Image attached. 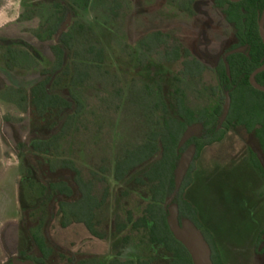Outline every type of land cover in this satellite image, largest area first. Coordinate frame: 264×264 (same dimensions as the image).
<instances>
[{
	"label": "rangeland",
	"instance_id": "rangeland-1",
	"mask_svg": "<svg viewBox=\"0 0 264 264\" xmlns=\"http://www.w3.org/2000/svg\"><path fill=\"white\" fill-rule=\"evenodd\" d=\"M60 1L68 5L74 28L79 22L95 31L105 47V64L117 73L123 89L119 95L102 81L72 86L68 79L58 86V92L70 90L82 103L78 129L65 139L63 156L75 162L84 181L96 183L97 197L103 189L100 177L108 187L105 204L91 220L96 234L56 214L57 201L47 204L38 187H29L24 172V142L40 123L28 92L54 60L51 22L58 12L52 5ZM233 40L232 26L211 0H0V264L20 253L39 258L33 233L42 235L51 249L48 264L90 258L97 264L113 258L168 264L172 253L146 243L141 230L128 224L114 233L117 213L126 217L131 211L136 218L151 201L150 190L140 184V170L119 180L115 164L158 126L153 99L175 114L176 76L192 110L224 109L214 68ZM175 47L179 57L172 59L167 53ZM191 59L203 65L202 73L181 76L184 61ZM252 148L258 149L251 135L225 128L221 141L205 146L191 161L185 187L176 195L194 207L201 231H208L206 238L223 264H262L254 243L264 227V196L257 195L264 186L249 160ZM125 234L131 240L123 246Z\"/></svg>",
	"mask_w": 264,
	"mask_h": 264
},
{
	"label": "trees",
	"instance_id": "trees-1",
	"mask_svg": "<svg viewBox=\"0 0 264 264\" xmlns=\"http://www.w3.org/2000/svg\"><path fill=\"white\" fill-rule=\"evenodd\" d=\"M211 1L233 28L234 40L224 48L215 65L222 95L225 100L229 98L226 116L221 121L223 109L219 106L211 112L206 108L198 112L192 110L181 85V78L176 76L173 89L175 114L169 115L162 100L153 99L158 110V126L152 129L151 135L144 142L126 149L115 164V178L119 180L140 170V184L150 190L151 201L136 218L131 211H127L126 217L117 213L113 219L114 233L123 232L128 224L132 229L141 230L146 243L163 245L172 253L168 264H193L186 247L171 232L169 206L166 205V200L174 189V172L183 150L178 142L188 126L201 123L199 134L186 142L187 145L194 146L193 159L205 146L222 140L223 128L242 129L251 135L258 149L250 150L249 160L264 186V91L249 81L250 74L264 64V40L259 31L264 0ZM60 2L52 5L58 12L51 22L54 42L50 48L54 60L28 92L29 105L40 123L39 131L31 132L24 144V172L30 179L29 187H38L46 197L47 204L57 201L56 214L70 221L83 223L96 234L98 229L93 227L91 220L95 211L105 204L108 187L105 178L100 177L103 189L101 196L97 197L93 192L96 183L92 180L84 181L75 162L63 156L65 139L78 129L76 121L82 110V103L70 90L58 92V86L68 79L72 86L102 81L106 87L112 86L113 92L119 95L123 89L117 73L105 64V47L95 31L90 25L79 22L78 27L74 28L68 5L64 1ZM175 49L167 53L174 56L172 59L179 57L177 47ZM183 65L184 68L179 72L181 76H199L202 73L203 65L195 59L184 61ZM254 79L258 85L264 86V70L258 72ZM189 171L190 166L186 175ZM184 187L183 179L177 193ZM257 195L262 197L264 191H259ZM173 204L177 207L179 224L190 221L197 229H201L193 206L186 201L180 203L176 197ZM201 233L209 246L212 264H223L216 247L206 238L208 231ZM32 239L40 257L32 258L20 253L18 258L29 261L30 264H48L46 260L51 255V249L44 238L33 233ZM130 240L129 234L123 235V246L128 245ZM254 253L263 259L264 264V228L257 234ZM97 263L95 258L77 262ZM107 264L135 263L132 260L113 258Z\"/></svg>",
	"mask_w": 264,
	"mask_h": 264
},
{
	"label": "water",
	"instance_id": "water-1",
	"mask_svg": "<svg viewBox=\"0 0 264 264\" xmlns=\"http://www.w3.org/2000/svg\"><path fill=\"white\" fill-rule=\"evenodd\" d=\"M237 1V0H233ZM259 31L264 40V10L261 14L259 21ZM264 70V64L255 69L249 79L250 82L258 89L264 91V86L258 85L254 81V76L257 72ZM229 108V98H226L224 111L222 117L224 118ZM201 130V124L196 123L188 126L183 135L180 137L178 146L181 147L187 139L197 135ZM194 154V147L189 146L185 151L182 152L181 157L178 161L176 170L174 172V189L171 195L166 200V205L169 206V224L173 236L181 242L188 250L193 264H212L210 259V250L207 242L205 241L201 231L197 229L190 221H184L179 224L177 218V207L173 204V200L180 188L182 180L188 170V167L192 161ZM9 264H30L29 261H22L20 259H13Z\"/></svg>",
	"mask_w": 264,
	"mask_h": 264
},
{
	"label": "flooded vegetation",
	"instance_id": "flooded-vegetation-1",
	"mask_svg": "<svg viewBox=\"0 0 264 264\" xmlns=\"http://www.w3.org/2000/svg\"><path fill=\"white\" fill-rule=\"evenodd\" d=\"M263 12V11H262ZM261 18V17H260ZM51 49V48H50ZM242 48H239V50H241ZM52 52V51H51ZM53 55V54H52ZM218 61V60H217ZM50 67V66H49ZM215 69V68H214ZM257 69V68H256ZM258 73V72H257ZM256 73V74H257ZM255 74V75H256ZM251 75V74H250ZM250 77V76H249ZM254 78H255V76H254ZM249 81H250V79H249ZM254 81H255V79H254ZM225 102H226V100H225ZM225 106V105H224ZM223 111H224V109H223ZM222 115H223V113H222ZM224 118L223 117H221V121L223 120ZM201 124V123H200ZM223 129H225V128H223ZM201 131V130H200ZM199 134V133H198ZM195 136V135H194ZM224 137V136H223ZM27 138V137H26ZM191 138V137H190ZM187 141H188V139H187ZM186 141V142H187ZM25 142H26V140H25ZM24 142V143H25ZM186 142L182 145L183 147H186V149L189 147V146H193V144H189V145H187L186 144ZM194 147V146H193ZM194 154H195V149H194ZM194 154H193V156H194ZM192 160H193V158H192ZM190 166V165H189ZM187 173V172H186ZM186 175V174H185ZM185 177V176H184ZM261 178V177H260ZM184 179V178H183ZM177 195V194H176ZM264 196V195H263ZM176 197V196H175ZM264 228V227H263ZM263 228H261V229H263ZM200 231H201V229H199ZM202 232V231H201ZM12 259H14V258H12ZM12 259H10L8 262H7V264H9L11 261H12ZM15 259H19L18 257L17 258H15ZM21 260V259H20Z\"/></svg>",
	"mask_w": 264,
	"mask_h": 264
}]
</instances>
